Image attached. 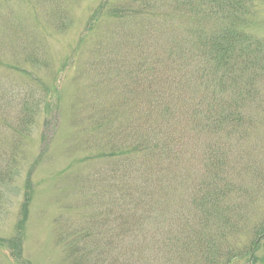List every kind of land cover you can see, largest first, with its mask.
<instances>
[{"label":"trees","instance_id":"16d2710c","mask_svg":"<svg viewBox=\"0 0 264 264\" xmlns=\"http://www.w3.org/2000/svg\"><path fill=\"white\" fill-rule=\"evenodd\" d=\"M165 1L146 0L145 19L138 18L143 11L108 2L98 6L92 17L110 19L122 15L120 9L129 10L128 20L146 25L147 35L159 28L154 25L158 21L165 23L166 14L159 12L162 6L170 15L183 10L178 0ZM250 6V0L188 1V17L194 11L195 20L202 14L214 23L212 31L196 39L199 60L172 45L173 38L163 48L151 40L148 48L153 50L146 52V65L135 54L129 71L132 82L126 85L133 117L118 129L120 149L98 153L108 160L116 158L115 168L100 178V194H108L103 210L93 212L96 215L79 227L62 226L58 234L67 258H73L70 264H233L245 252L253 264L256 249L260 244L264 247V226L263 220L252 221L247 209L263 186L264 149L248 150L242 144L236 149L232 143L233 139L242 143L255 125V116L247 114L244 106L257 104L264 74V45L248 30ZM147 37L144 33L146 41ZM134 39L136 49L144 44ZM106 53L97 63L116 64L117 59ZM30 55L26 52L23 61L29 68L37 64ZM142 76L147 92L140 106V99L135 100ZM195 80H210V86L213 82L214 92L207 101L191 94L200 91L192 89ZM20 106L25 108V102ZM109 113L103 116L107 125ZM216 130V142L206 144L200 154L195 155L194 146L186 147L192 137L212 135ZM222 131L229 133V145L217 138ZM11 151L9 158L14 162L18 156L16 150Z\"/></svg>","mask_w":264,"mask_h":264},{"label":"rangeland","instance_id":"374dc122","mask_svg":"<svg viewBox=\"0 0 264 264\" xmlns=\"http://www.w3.org/2000/svg\"><path fill=\"white\" fill-rule=\"evenodd\" d=\"M178 1L184 5L181 13L170 15L162 6L159 12L166 14L165 23L158 21L154 25L159 28L146 35V25L128 20L129 10L120 9L122 15L110 19L92 17L98 6L108 2L143 11L138 18L145 19L146 0H0V264H70L73 258H67L58 234L62 226L79 227L96 215L93 212L103 210L108 194L101 196L100 178L115 168L116 158L108 160L98 153L120 149L118 129L133 117L126 85L132 82L129 71L135 54L144 62L146 52L153 50L148 48L151 40L163 48L173 38L172 45L199 60L196 39L212 31L211 19L200 14L195 20L194 11L188 17L189 0ZM250 1L248 30L264 45V0ZM143 32L150 40L143 38ZM134 38L144 43L138 49ZM26 52L37 61L31 68L23 62ZM105 53L117 59V65L101 60L98 64ZM142 78V85L136 86L135 102L140 99V106L147 92ZM209 81L195 80L192 89L200 91L191 94L207 101L214 92ZM259 86L257 104L244 106L247 114L255 116V125L242 143L232 140L236 149L241 144L248 150L264 149V74ZM22 101L25 108L20 106ZM104 112L110 116L108 125ZM217 132L192 137L186 147L194 146L198 155L206 144L216 142ZM217 138L231 143L226 131ZM13 149L18 156L14 162L9 158ZM262 184L247 210L252 221L263 220L264 226L263 175ZM25 204L27 215L20 225ZM247 241L246 237L242 242ZM255 252L253 264H264V247L260 244ZM245 253L233 264H250Z\"/></svg>","mask_w":264,"mask_h":264}]
</instances>
